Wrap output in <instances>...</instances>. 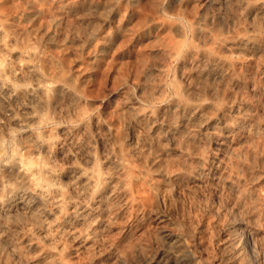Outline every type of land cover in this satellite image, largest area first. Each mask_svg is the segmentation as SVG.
Here are the masks:
<instances>
[{
    "label": "rangeland",
    "instance_id": "374dc122",
    "mask_svg": "<svg viewBox=\"0 0 264 264\" xmlns=\"http://www.w3.org/2000/svg\"><path fill=\"white\" fill-rule=\"evenodd\" d=\"M259 1L0 0V17L6 20L5 24L11 31L7 29L15 33L16 38L18 36L20 46L23 43L36 45L37 63L39 68L44 67L41 72L45 69V78L58 79L57 82L67 78L66 86L73 92L62 95L58 101L61 115L72 116H66L64 120L58 115L61 121H49L40 130L47 128L56 133L60 126L68 128L65 133L75 130V149L94 153L98 167L104 170L112 169L109 157L119 153L138 164L133 165L131 172L128 171L131 174L126 172L127 177L124 172L123 177L127 178L126 184L129 180V186H122L115 195L113 193L106 198L107 203L103 205H111L108 208H100L95 200L85 211V218L72 220L75 224L69 222L72 223L70 228L68 224L64 227L52 226L58 233L53 228L54 232L49 233L38 228L40 230L37 229L33 242L38 240L40 247L33 249L32 242H27L22 234L13 237L15 232L10 233L8 236L12 240L8 242L14 244H1L4 248L0 246V264H150L153 259L158 264H177L175 256L184 258L183 264H243L244 261L246 264H264V49L261 48L264 47V9L257 8L255 11ZM240 4L245 5L242 8ZM246 4L249 5L247 9ZM251 32L255 34L252 35L255 41L252 39L250 42L253 44L244 45L247 48L251 45V49L226 50L220 44V39L235 40L246 33L251 36ZM258 35L262 44L256 40ZM252 47L258 49L256 55L257 49ZM203 52L207 57L202 56ZM214 54L222 56L224 61L226 59V68L220 65L226 72L216 68L218 72L214 69L212 74L207 75L215 62H211ZM218 56L215 58H220ZM206 64L210 66L206 68ZM54 73H58L59 77ZM181 96H185L183 102H196L197 106L200 103L207 105L210 100L211 106L215 104L201 111V126L199 122L197 124L198 118L192 110L175 107V98L182 99ZM237 106L243 111H238ZM79 109L82 111L77 113ZM244 110L247 112L245 115ZM83 111L82 123H85L82 125L76 117ZM234 113L238 114L237 117L233 116ZM221 114L224 119L231 118L233 121L226 122L228 125L233 126L236 120L240 127L244 123L243 129L235 131L241 130L240 136L233 132L235 135L231 133L233 135L227 138L229 140L222 139L220 132L224 123H220V119L223 121ZM243 116L249 119H243ZM205 117L208 118L205 120ZM71 118L73 121H69ZM179 118L186 124H181ZM4 124L0 122V126ZM172 124L177 130L171 127ZM186 126H189L188 129ZM217 126L222 128L215 129ZM211 127L212 130H208ZM190 129L195 131V135ZM10 131V137L3 144L9 154L14 140L18 141L22 138L20 134L23 135L14 128ZM73 143L68 146L70 152L67 146L62 147L66 148L63 149L65 152L62 148L58 149L60 154L63 153L61 158L57 155L60 167L70 166L73 160L68 157L79 155V149L78 153L72 151L75 155H71ZM137 146L140 149L136 154L134 147ZM206 156L212 159L208 160ZM79 157H75V162ZM203 161L210 163L207 164L209 167ZM200 167L209 169L204 170V176L194 180L192 173ZM133 169H139L137 177ZM230 176L234 184H230ZM24 198L27 200L28 196ZM24 198L26 207L38 202L36 198L35 201L29 197L34 200V203H29ZM11 203L14 204V200L5 211L17 214ZM42 209L40 212H43ZM16 219L22 221L20 216ZM44 236L51 239L46 241ZM239 244L244 247L242 254L234 252Z\"/></svg>",
    "mask_w": 264,
    "mask_h": 264
},
{
    "label": "bare ground",
    "instance_id": "6f19581e",
    "mask_svg": "<svg viewBox=\"0 0 264 264\" xmlns=\"http://www.w3.org/2000/svg\"><path fill=\"white\" fill-rule=\"evenodd\" d=\"M261 1V0H260ZM259 3L258 6H256L253 9H255V11L257 10V8H263L264 9V2L262 1V3ZM249 4V3H248ZM245 6V8L247 9V5ZM255 4V3H254ZM245 4H243L244 6ZM251 5V4H250ZM242 5L240 4V7ZM242 6V8H243ZM249 6V5H248ZM252 8V7H251ZM250 11V8L248 9ZM261 10V9H260ZM259 11V10H258ZM257 11V12H258ZM263 11V10H262ZM248 13V15L250 14V12L246 11ZM246 12H244L246 14ZM252 12V11H251ZM254 12V11H253ZM256 13V12H255ZM259 13V12H258ZM263 12H261L262 14ZM254 14V13H253ZM257 14V13H256ZM2 17V16H1ZM0 17V122L2 124L5 123L4 125L0 126V246H3L2 248H4V245H1L2 243H6L8 242V240H12L10 239V237L8 236L10 233H14L12 234L13 237L16 234H22L23 238L26 239L27 242H32L31 246L33 247V249L35 247H40L39 241L37 240V242H33L35 240V233H37L38 230H42L46 229L49 233V231H52L51 228H53L52 226L54 225H59L61 227L67 226L69 227V222L72 223H76L73 222L72 220H78V219H83L85 218L84 213H86L85 211L88 209L89 210V205L91 204V202L97 200V202L100 204V208L101 206H104L103 204L105 203V200L108 196H112V194L114 193V195L116 194V191H120L122 189V186H129L128 185V181L126 184V179H124L123 175L124 172H128L133 168V165H138L136 163L133 162V160L131 159H125L123 158L122 154L119 155L116 152V156H112L109 157V163L112 164V169L110 170H104L102 168H99L97 165V161L95 156L93 155L94 153H85L84 149L78 148L80 150L79 155H80V159L78 160V162L76 161L77 156H79L77 154V156L74 153H78V149H75L76 145L74 146L73 140H75L76 138V134H74V131L71 132L69 130V132L71 133H65L67 132L66 130H68V128L66 129L65 127L58 128L59 131L58 132H53L50 129H43L40 130V128L44 125H47L49 123V121H61L62 118H66V116H62L61 112L59 111L58 108V101H60V97L62 95H69L71 94V90L66 86V82L67 81L65 78V80L59 79L60 82L54 81V79L49 80V78H45V69L43 71V73L41 72V70H43L42 68H44L43 66H41L42 68H39L38 65V59L37 58V54L36 51L37 49H35V47L30 46L28 44L30 43H23L22 46H20L21 44L18 43V36L17 38L14 36L16 35L15 33L12 34V32H10L11 30L8 28V26L6 25L7 22L6 20L4 21V18ZM6 23V24H5ZM7 26V27H6ZM10 30H8V29ZM252 30V29H251ZM250 32V31H248ZM252 33V32H251ZM251 36H248L246 34L245 35H241V36H245L246 38L243 37H238L235 40H229V39H223V40H219L221 41V45H223L225 47L226 50H238V51H244L246 49H244V45L248 44L250 42V40H254L255 38L252 35L255 34H251ZM257 35V34H256ZM251 37V38H248ZM253 37V38H252ZM258 36H256V40H258ZM48 38V37H47ZM262 38V37H261ZM25 41V40H24ZM262 41V40H260ZM258 43H261V42ZM264 41V38H263ZM250 44H253L250 42ZM254 44H256L257 46V42H254ZM262 44V43H261ZM259 45V44H258ZM264 46V44H262ZM261 45V46H262ZM222 46V47H223ZM251 45H248L247 49H251L250 47ZM259 50L262 48L264 49V47L260 48V45L258 46ZM254 48V47H252ZM257 49V48H254ZM255 50V55L256 52L258 51ZM249 52V50H247ZM251 51V50H250ZM261 51V50H260ZM259 51V52H260ZM205 52V51H204ZM204 52L202 53V56H206L207 54L209 55V53L207 52V54L205 55ZM252 52V51H251ZM254 52V50H253ZM262 52V51H261ZM260 52V53H261ZM258 53V52H257ZM259 53V54H260ZM41 54V53H40ZM212 54V53H211ZM210 54V55H211ZM253 55V54H252ZM42 56V55H41ZM213 57H211L213 59V61L211 60V62H214V64H212L210 66L207 65L206 68H208V66H210V68L208 69V74H212L211 71L212 70H216V68L218 69H223L222 67L224 66V63L226 61H224V58H215L217 57L215 54L213 55ZM40 57V55H38V58ZM207 57V56H206ZM41 59H39L40 61ZM43 62H41L42 64ZM203 63V62H202ZM223 63V64H222ZM40 64V63H39ZM40 64V65H41ZM228 63H226L227 65ZM220 65L222 66L220 68ZM215 67V68H214ZM226 68V67H225ZM225 68L222 70L223 72L225 71ZM196 69V68H195ZM197 70V69H196ZM203 70V69H202ZM204 69V73H205ZM220 70V72H221ZM49 71V70H48ZM198 71V70H197ZM196 72V71H195ZM213 72V71H212ZM215 72V71H214ZM216 72H218V70H216ZM219 72V73H220ZM226 72V71H225ZM62 72H60V75ZM199 73V71H198ZM202 73V72H201ZM58 74V73H57ZM57 74H53V75H57ZM222 74V73H221ZM194 75V74H192ZM214 75V74H213ZM217 74H215L214 76L216 77ZM223 75V74H222ZM48 76V75H47ZM52 76V75H51ZM201 76V75H200ZM206 76V75H205ZM220 76V75H219ZM49 77V76H48ZM57 77H59L57 75ZM210 77V76H209ZM213 77V76H212ZM218 77V75H217ZM54 78V77H52ZM206 77H204L205 79ZM222 78V76H221ZM207 79V78H206ZM215 79V78H214ZM220 79V77H219ZM211 80V79H210ZM210 82V81H209ZM70 83V82H69ZM212 84V83H211ZM193 88V87H192ZM205 88V87H204ZM208 88V87H207ZM189 90H191L189 88ZM207 90V89H206ZM200 91V90H199ZM203 91V90H202ZM177 92V91H176ZM201 92V91H200ZM69 93V94H68ZM73 93V92H72ZM178 94V93H176ZM183 94V93H182ZM74 95V94H73ZM185 95V94H184ZM214 95V94H213ZM212 95V96H213ZM177 97V96H176ZM180 95H178L177 98H179ZM185 97V96H184ZM181 96L182 99H177L175 98V102L173 103L175 105V107L178 108H182V110L185 109H190L192 110L191 112L195 115L197 118L195 120H197V124L200 121L199 117H201V111L207 106V108H209V106H211L210 104H212V101H207V105H200L197 106L195 105L196 102L191 103L189 100V104L187 102H183V98ZM197 97V95H196ZM68 98H71L70 96H68ZM74 98V97H73ZM188 98V97H187ZM212 98V97H211ZM216 98V97H215ZM193 99V98H192ZM80 100V99H79ZM186 100V99H185ZM208 100V99H206ZM70 101V99H69ZM81 101V100H80ZM187 101V100H186ZM204 101V98L203 100ZM63 102V101H62ZM72 102V101H71ZM71 102H69L71 104ZM210 102V103H208ZM216 102V101H215ZM77 103V102H76ZM195 103V104H194ZM198 103V102H197ZM203 103V102H202ZM75 104V102H74ZM129 104V103H128ZM172 104V103H171ZM214 104V103H213ZM238 104V103H237ZM236 104V105H237ZM62 105V104H61ZM77 105V104H76ZM195 105V106H193ZM215 105V104H214ZM214 105H212L211 107H213ZM68 106V105H66ZM65 106V107H66ZM75 106V105H74ZM80 106V105H78ZM77 106V108H78ZM218 106H220L218 104ZM242 106V104H241ZM69 107V106H68ZM229 107V106H228ZM234 107V106H233ZM232 107V108H233ZM239 107V106H237ZM64 108V106L62 107ZM178 108H175L176 110ZM235 109L236 106L234 107ZM233 108V109H234ZM58 109V110H57ZM72 109V106H71ZM83 109V108H81ZM132 109V108H131ZM174 109V108H173ZM206 109V108H205ZM229 109V108H228ZM232 109V110H233ZM225 110V109H224ZM73 111V109H72ZM77 113L79 111L82 110H76ZM84 111H86L84 109ZM80 112L78 114V116L76 117V119L78 121H83V118L85 116V112ZM152 111V110H151ZM179 111V109H178ZM177 111V112H178ZM195 111V112H194ZM220 111V109H219ZM218 111V112H219ZM223 111V110H221ZM229 111V110H228ZM238 111L240 110V107L238 108ZM243 111V109H242ZM241 111V112H242ZM58 112V113H57ZM65 112V111H64ZM69 112V111H68ZM136 112V111H135ZM148 112V111H147ZM176 112V113H177ZM206 113V111H204ZM203 112V115H204ZM233 112H235L233 110ZM71 113V112H70ZM87 113V112H86ZM89 113V112H88ZM179 113V112H178ZM184 112H181V114ZM188 113V112H185ZM222 113V112H221ZM230 113V112H229ZM239 113V112H238ZM244 115L245 113L247 114V112L244 110ZM149 114V113H148ZM180 114V115H181ZM207 114V113H206ZM217 114V113H216ZM242 114V113H241ZM58 115H61L58 116ZM72 116V114H69ZM68 115V116H69ZM75 115V114H73ZM88 115V114H87ZM136 115V113L134 114ZM137 115H140V113H138ZM143 115V114H142ZM146 115V114H145ZM153 115V114H152ZM186 115V114H185ZM191 115V114H190ZM223 116V121L220 119V123H224L222 126H217L215 127H221L222 131L220 132V136H222L223 140H229L227 139L230 135H233L234 133L237 135V133L239 134L238 136H240V131L235 132L236 130H238L239 128H244V123L243 126L240 127L239 124H237V120H236V124L232 123L233 126H231V124L226 123L229 122V120L231 119H227L228 121H226V119H224V115L221 114ZM232 115V113H231ZM237 117L238 114L234 113L233 116ZM67 116V117H68ZM144 116V115H143ZM143 116H140L143 118ZM192 116V115H191ZM209 116V115H208ZM221 116V117H222ZM229 116V115H228ZM232 116V117H233ZM242 116V115H241ZM249 116V115H248ZM61 120H60V118ZM140 117H139V121H140ZM146 117V116H145ZM181 117V116H180ZM183 117V116H182ZM194 117V116H192ZM191 117V118H192ZM235 117V118H236ZM239 117V116H238ZM248 118L247 116H243ZM250 117V116H249ZM203 118V117H202ZM200 118V119H202ZM208 117H205V120ZM234 118V119H235ZM245 118V119H246ZM75 119V121H76ZM136 119V118H135ZM146 119V118H145ZM148 119V117H147ZM180 119V118H179ZM189 119V118H187ZM212 119V118H211ZM214 119V118H213ZM212 119V120H213ZM219 119V118H218ZM238 119V118H237ZM249 119V118H248ZM247 119V120H248ZM68 120V119H67ZM73 121V119L71 118L69 121ZM194 120V121H195ZM241 120V118H240ZM145 121V120H144ZM157 121V120H156ZM161 121V120H160ZM170 121V120H169ZM168 121V122H169ZM181 124H186V121L184 122L183 120H181ZM204 121V118L203 120ZM210 121V119H209ZM231 121V120H230ZM244 121V120H243ZM143 122V121H142ZM155 122V121H154ZM172 122V120H171ZM178 122V121H177ZM188 122V120H187ZM189 122H193L189 119ZM196 122V121H195ZM208 122V121H207ZM233 122V121H231ZM246 122V120L244 121ZM56 123V122H55ZM59 123V122H58ZM62 123V122H60ZM65 123V122H64ZM75 123V122H74ZM85 123V122H84ZM82 123V125L84 124ZM87 123V122H86ZM141 123V122H140ZM146 123V122H145ZM144 123V124H145ZM149 123V122H148ZM152 123V122H151ZM170 123V122H169ZM168 123V124H169ZM175 122L173 121V124ZM180 124V122H178ZM201 123L203 122H199L200 126L202 125ZM206 123V122H205ZM239 123V122H238ZM247 123V122H246ZM251 123V122H250ZM79 124V122H78ZM167 124V122H166ZM164 123V126L166 125ZM167 124V125H168ZM172 124V128L175 130H177V128L173 127ZM180 124V125H181ZM197 124H194L195 126ZM198 124V125H199ZM213 124V123H211ZM219 124V122H218ZM248 124V123H247ZM65 125V124H64ZM141 125V124H140ZM150 125V124H148ZM161 125V124H160ZM170 125V124H169ZM168 125V126H169ZM175 125V124H174ZM190 125V123H189ZM192 126H194L193 124H191ZM205 125V124H204ZM235 125V126H234ZM242 125V124H241ZM80 126V125H78ZM88 126V124H87ZM153 126V125H152ZM166 126V128L168 127ZM176 126V125H175ZM179 125L177 124L176 127H178ZM184 126V125H183ZM182 126V127H183ZM206 126V125H205ZM208 126V124H207ZM252 126V125H251ZM170 127V129H171ZM187 127V126H186ZM189 127V126H188ZM187 127V129H188ZM191 127V126H190ZM199 127V126H198ZM197 127V128H198ZM17 129L20 130L22 134H20V137H22L21 139H17L14 140V143H12V147L10 146L11 149V153H7V150H5L4 145L5 142L4 140L10 137V130L12 129ZM36 128H39L36 129ZM44 128V127H43ZM77 128V127H76ZM80 128V127H79ZM164 128V127H163ZM169 128V127H168ZM179 128V127H178ZM196 128V129H197ZM200 128V127H199ZM213 127L209 128L208 130H212ZM242 128V129H243ZM66 129V130H65ZM169 129V130H170ZM184 129V127H183ZM207 129V128H206ZM246 129V128H245ZM250 129V128H249ZM72 130V129H71ZM84 130V129H83ZM181 130V129H180ZM179 130V131H180ZM191 132H193V134L195 135V131H192L193 129H190ZM198 130V129H197ZM200 130V129H199ZM79 131V130H78ZM188 131V130H187ZM204 131V130H203ZM216 131V130H213ZM243 131V130H242ZM13 132V131H12ZM77 132V130H76ZM168 132V131H167ZM171 131H169V134ZM176 132V131H175ZM189 132V131H188ZM234 132V133H233ZM252 134V131H250ZM174 133V132H173ZM181 133V132H180ZM179 133V134H180ZM183 133V132H182ZM187 133V132H186ZM197 133V132H196ZM204 133V132H203ZM213 133V132H212ZM215 133V132H214ZM233 133V134H231ZM12 134V133H11ZM79 134V133H78ZM81 134V133H80ZM149 134V133H148ZM211 134V133H210ZM209 134V136H210ZM234 134V135H235ZM245 134V133H244ZM254 134V133H253ZM22 135V136H21ZM76 135V136H75ZM82 135V134H81ZM184 135V134H183ZM190 135V133H189ZM202 135V134H201ZM214 135V134H213ZM217 135V134H216ZM142 137V135H140ZM152 136V135H151ZM171 136V135H170ZM169 136V138H170ZM186 136V135H185ZM208 136V137H209ZM219 136V135H218ZM219 136V137H220ZM147 137V136H146ZM145 137V138H146ZM200 137V136H199ZM215 138V135L213 136ZM242 137V136H241ZM85 138V137H84ZM138 138V136H137ZM187 138V137H186ZM191 138V137H190ZM218 138V137H216ZM82 142V138H80ZM89 139V138H88ZM149 140V138H147ZM189 139V138H188ZM219 139V138H218ZM77 140V138H76ZM139 140V139H138ZM141 140V138H140ZM146 140V139H145ZM159 140V139H158ZM222 140V141H223ZM78 141V142H79ZM150 141V140H149ZM153 142V140H151ZM175 141V140H174ZM221 141V140H219ZM221 141V142H222ZM8 142V141H7ZM74 146V149H71V152L73 154L71 155H75V157H68L70 159V166L66 167H60L59 163H58V159H57V155H60L61 158V154L63 153H59L58 149L62 148L63 146H71L72 143ZM76 142V141H74ZM93 142V141H92ZM159 142V141H158ZM215 142V141H214ZM217 142V141H216ZM215 142V143H216ZM220 142V143H221ZM218 143V142H217ZM224 143V142H223ZM77 144V142H76ZM79 144V145H78ZM77 145L80 146L82 148V146L80 145V143H78ZM85 144V143H84ZM155 144V143H154ZM6 145L8 146L9 144L6 143ZM92 145V144H91ZM141 146V145H140ZM86 147V146H85ZM153 147V146H152ZM225 147V146H224ZM65 148V147H64ZM62 148V150L64 149ZM72 148V147H71ZM87 149V148H85ZM92 149V148H91ZM90 149V150H91ZM140 148L134 147V153H138ZM167 149V148H165ZM220 149V148H219ZM66 150V148L64 149ZM63 150V151H64ZM68 150L70 152V149L68 147ZM76 150V151H75ZM94 150V149H93ZM10 151V149H9ZM109 151V150H108ZM142 151V149H141ZM167 151V150H166ZM207 152V150H205ZM62 152V151H61ZM65 152V151H64ZM86 152H88L86 150ZM90 152V151H89ZM131 152V151H130ZM165 152V151H164ZM215 152V151H214ZM212 151V153H214ZM221 152V151H220ZM109 153V152H108ZM133 153V152H132ZM166 153V152H165ZM164 153V154H165ZM168 154V153H167ZM208 154V153H207ZM66 155V153H65ZM70 155V156H71ZM105 155V154H104ZM132 155V154H131ZM130 155V157H131ZM162 155V154H161ZM216 155V154H215ZM111 156V155H110ZM126 156V155H124ZM129 156V155H128ZM134 156V154H133ZM160 156V154H159ZM203 156V153H202ZM205 156V154H204ZM203 156V157H204ZM212 155H210L211 157ZM217 156V155H216ZM65 157V158H66ZM97 157V156H96ZM157 157V156H156ZM155 157V160H156ZM202 157V158H203ZM209 156H206V159H208ZM214 158H217L213 155ZM59 158V157H58ZM59 158V159H60ZM67 158V159H68ZM139 159V157H137ZM141 158V157H140ZM154 158V157H153ZM151 157V159H153ZM197 158V157H196ZM200 158H201V154H200ZM219 158V157H218ZM63 159V158H62ZM69 159L67 161H69ZM75 159V160H74ZM133 159V158H132ZM137 159V160H138ZM150 159V160H151ZM198 159V158H197ZM205 159V158H204ZM212 159V158H210ZM208 159V160H210ZM65 160V159H64ZM99 161V159H97ZM154 160V161H155ZM220 160V159H219ZM101 161V160H100ZM99 161V162H100ZM105 161V160H103ZM136 162V160H135ZM68 163V162H67ZM66 163V165H68ZM109 163L108 166H111ZM204 163V161H203ZM206 163V161H205ZM204 163V164H205ZM217 163V162H216ZM215 163V164H216ZM63 164V163H62ZM104 164V163H103ZM203 164V165H204ZM210 165V163H207ZM205 164V166L207 165ZM213 164V163H212ZM209 165H207L209 167ZM139 167V166H137ZM192 167V166H191ZM212 167V166H210ZM214 167V166H213ZM108 168V167H107ZM209 169V168H208ZM205 169L204 167H200L198 168L196 171H194L192 174H194L193 179H198L200 176L203 175L204 170H208ZM211 169V168H210ZM113 170V172H112ZM187 170V169H186ZM189 170V169H188ZM133 171H136L135 169H133ZM132 171V172H133ZM139 172V169L137 170ZM137 171L135 172V175L137 173ZM141 171V170H140ZM232 171V170H231ZM234 171V170H233ZM131 172V171H130ZM128 172V173H130ZM177 172V171H176ZM186 172V171H185ZM191 172V171H190ZM208 172V171H207ZM126 173V177L127 174ZM233 173V172H232ZM236 173V171L234 172ZM131 174V173H130ZM134 174V173H133ZM132 174V175H133ZM139 174V173H138ZM143 174V173H142ZM180 174V172H179ZM237 174V173H236ZM187 175V174H186ZM238 176L240 175L239 173L237 174ZM131 176V175H129ZM138 175H136L137 177ZM172 176V175H171ZM178 176V175H177ZM204 176V175H203ZM210 176V174H209ZM235 176V174H234ZM206 177V176H205ZM174 178V177H173ZM189 178V177H188ZM231 180V176L229 177ZM234 178V177H233ZM236 178V176H235ZM131 179V177H130ZM192 179V180H193ZM202 179V178H201ZM238 177L235 179L237 180ZM204 180V179H203ZM229 180V181H230ZM197 181V180H196ZM202 181V180H201ZM228 181V182H229ZM234 181V179H233ZM232 180L230 181L233 182ZM227 182V181H226ZM235 182V181H234ZM233 182V184H234ZM238 182V181H237ZM191 184V183H190ZM194 184V183H193ZM227 184V183H226ZM237 184V183H236ZM119 185V186H118ZM188 185V184H187ZM125 186V187H127ZM189 186V185H188ZM236 187V186H235ZM234 187V188H235ZM236 189V188H235ZM128 190V188H127ZM124 191V190H123ZM122 193V192H121ZM118 194V193H117ZM121 195V194H120ZM24 196H28L29 203H34V200H30L29 197L31 199H37L38 202H35V204H32L33 206H30L28 203V207H26L27 205L25 204V202L23 201ZM110 196V197H111ZM117 196V195H116ZM27 198V197H26ZM116 198V197H115ZM114 198V199H115ZM25 199V198H24ZM88 199V200H87ZM11 200H14V204L11 203V205L15 206V210L19 213L16 214L14 212H6V208L8 206H10V202ZM25 199V201H27ZM110 202V201H109ZM87 203V204H86ZM89 203V204H88ZM98 203H95L96 205ZM107 203V202H106ZM105 203V204H106ZM94 204V203H93ZM92 205V204H91ZM108 206L111 205H107L104 206V208H108ZM13 207V206H12ZM43 207V209H42ZM88 207V208H87ZM91 207V206H90ZM98 207H96L95 209H97ZM98 208V209H100ZM105 208V209H106ZM12 209V208H11ZM10 209V210H11ZM14 209V208H13ZM41 209L43 210V212H40ZM94 209V208H93ZM9 210V209H8ZM7 210V211H8ZM103 210V209H102ZM94 211V210H93ZM21 212V213H20ZM40 214H39V213ZM101 212V210H100ZM103 212V211H102ZM101 212V213H102ZM107 212V211H106ZM90 213V212H89ZM87 214V213H86ZM104 214V213H103ZM101 215V214H100ZM22 221L18 222V220L16 218H19ZM83 217V218H82ZM87 217V216H86ZM94 217V216H93ZM233 217V216H232ZM88 218V217H87ZM89 219V218H88ZM16 220V221H15ZM86 220V219H85ZM245 220V219H244ZM81 221V220H80ZM83 222V221H82ZM237 222V221H236ZM72 223L70 225H72ZM234 224V223H233ZM232 224V225H233ZM79 225V224H78ZM82 226H84L83 224H81ZM91 225V222H90ZM231 225V224H230ZM57 226H54L57 227ZM72 227V226H71ZM78 227V226H77ZM40 228V229H38ZM53 228V230H55ZM60 228V227H59ZM67 228V227H66ZM70 228V227H69ZM74 228V226H73ZM72 228V229H73ZM80 228V226H79ZM228 228V227H227ZM244 228V227H243ZM36 229V232H35ZM38 229V230H37ZM51 229V230H50ZM57 229V228H56ZM68 229V228H67ZM230 229V228H229ZM232 229V228H231ZM62 230V229H61ZM70 230V229H69ZM80 230V229H79ZM236 229H234L233 232H235ZM74 231V230H73ZM41 232V231H40ZM41 232V234H42ZM54 232V231H52ZM56 232V230H55ZM61 232V231H60ZM88 232V231H87ZM58 233V231L56 232ZM64 233V232H63ZM76 233V232H75ZM81 233V232H80ZM39 234V233H38ZM47 234V233H44ZM74 234V233H73ZM235 234V233H234ZM236 234L238 235V233L236 232ZM40 235V234H39ZM49 235V234H47ZM67 235V234H66ZM80 235V234H79ZM83 235V234H82ZM2 236H5L2 238ZM18 236V235H17ZM42 236V235H41ZM55 236V235H54ZM61 236V235H59ZM63 236V235H62ZM75 236V235H74ZM169 236V235H168ZM234 236V235H233ZM232 236V237H233ZM243 236V235H242ZM49 237V236H48ZM51 237V236H50ZM173 237V235H172ZM237 237V236H236ZM234 237V239L236 238ZM17 238V237H16ZM174 238V237H173ZM20 239V237H19ZM48 239L47 236L45 238L44 236V240ZM51 239V238H50ZM48 239V240H50ZM57 239V238H56ZM60 239V238H59ZM169 239H171L169 237ZM22 240V239H21ZM42 240V239H40ZM43 240V241H44ZM173 240V239H171ZM241 240V239H240ZM25 241V240H22ZM47 241V240H46ZM56 241V240H54ZM27 242H22V243H27ZM173 242V241H172ZM175 242V240H174ZM9 244L11 242H8ZM7 243V244H8ZM42 243V242H41ZM240 243V242H239ZM11 244H14L13 242ZM28 244V243H27ZM46 244V243H45ZM52 244V243H51ZM50 243L48 245H51ZM172 244V243H171ZM176 244V243H175ZM178 244V243H177ZM232 244V242H231ZM238 244V242H237ZM16 245V244H15ZM21 245V244H20ZM43 245V244H42ZM233 245V244H232ZM239 245H236L234 252L236 251L237 253H241L243 251H241L244 247L241 248ZM245 245V244H244ZM14 246V245H13ZM24 246V245H23ZM171 246V245H170ZM225 246V245H224ZM246 246V245H245ZM11 247V245H10ZM30 247V246H29ZM45 247V246H44ZM174 247V246H173ZM1 248V249H2ZM6 248L8 249V247L6 246ZM16 248V247H15ZM28 248V247H25ZM169 248V247H168ZM167 248V249H168ZM181 248V246H180ZM229 248V247H228ZM246 248V247H245ZM22 249V248H21ZM37 249V248H36ZM35 249V250H36ZM47 249V248H45ZM173 249V248H172ZM12 250V249H11ZM28 250V249H27ZM41 250V248H40ZM2 251V250H1ZM6 251V250H5ZM50 251V249H49ZM4 252V251H3ZM8 252V251H7ZM24 252V251H23ZM169 252V251H168ZM178 252V251H177ZM180 252V251H179ZM21 253V252H20ZM53 253V252H51ZM166 253V252H165ZM174 253V252H172ZM181 253V252H180ZM16 254V253H15ZM19 254V253H18ZM43 254V253H42ZM47 254V253H46ZM58 254V253H56ZM164 254V253H163ZM167 254V253H166ZM236 254V253H235ZM242 254V253H241ZM22 255V254H20ZM173 255V254H172ZM171 255V256H172ZM175 255H178L177 253ZM163 256V255H162ZM174 256V255H173ZM238 256V255H237ZM241 256V255H240ZM249 256V255H248ZM170 257V256H169ZM243 257V256H242ZM247 257V256H246ZM152 258V257H151ZM233 258V257H232ZM153 259V258H152ZM169 259V258H168ZM184 258H178V256H175V261L177 262V264H183V260ZM188 259V258H187ZM151 260V259H150ZM149 260V261H150ZM158 260V259H157ZM167 260V259H166ZM173 260V259H172ZM239 260V259H238ZM164 261V260H163ZM168 262V261H167ZM185 262V261H184ZM187 262V261H186ZM243 262V261H241ZM251 262V261H250ZM233 263V262H232ZM238 263V262H237ZM240 263V261H239ZM245 263V261H244ZM243 263V264H244ZM150 264H158V262L151 261ZM169 264V263H168ZM185 264V263H184ZM242 264V263H240ZM246 264V263H245Z\"/></svg>",
    "mask_w": 264,
    "mask_h": 264
}]
</instances>
